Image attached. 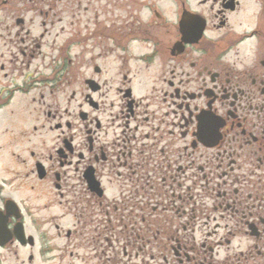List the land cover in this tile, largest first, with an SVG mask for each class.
Here are the masks:
<instances>
[{
	"label": "flooded vegetation",
	"instance_id": "obj_1",
	"mask_svg": "<svg viewBox=\"0 0 264 264\" xmlns=\"http://www.w3.org/2000/svg\"><path fill=\"white\" fill-rule=\"evenodd\" d=\"M95 1L53 111L0 0V264H264V0Z\"/></svg>",
	"mask_w": 264,
	"mask_h": 264
},
{
	"label": "rangeland",
	"instance_id": "obj_2",
	"mask_svg": "<svg viewBox=\"0 0 264 264\" xmlns=\"http://www.w3.org/2000/svg\"><path fill=\"white\" fill-rule=\"evenodd\" d=\"M95 3L97 6H100L103 4V0H96ZM89 5V0H13V10H23V14L21 15L25 16L28 23H32L30 26L32 27L33 33L42 32L41 23L43 19L46 22L45 27L47 30L45 31V44L43 46L44 52L46 53V108L52 103L51 108L53 111L56 108L63 111L66 106L69 107L68 98L72 92V88L81 85L83 79L82 74L86 72L87 62L83 63L80 56H74V49H69L70 52L68 51V42L70 33H72L74 27L77 25L79 28H83L86 24L88 17L87 10H91ZM39 10H49V14L43 16L38 13ZM75 49L78 50L77 53L82 51L80 55L85 54L84 50L80 47L77 46ZM58 56L61 57V60ZM70 56L73 57V60H70ZM64 65L66 66L63 69L64 72L67 70L73 73L76 72L79 79L71 88L65 87V92L64 90H60L59 92L54 91L55 93L53 94L51 93L54 90V87L51 86L54 81H51V78L55 75L53 72L60 69L59 66L64 67ZM61 87L64 88V85L62 84ZM71 105H74V103L72 102Z\"/></svg>",
	"mask_w": 264,
	"mask_h": 264
}]
</instances>
